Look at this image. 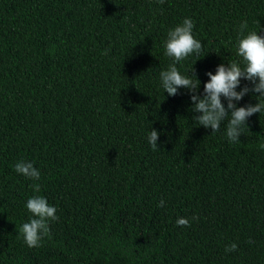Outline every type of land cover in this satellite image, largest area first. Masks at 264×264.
Masks as SVG:
<instances>
[{
    "label": "trees",
    "instance_id": "1",
    "mask_svg": "<svg viewBox=\"0 0 264 264\" xmlns=\"http://www.w3.org/2000/svg\"><path fill=\"white\" fill-rule=\"evenodd\" d=\"M185 18L203 51L176 67L202 93L205 73L241 60L242 22L264 35V0H0V264H264V111L230 143L227 120L211 134L187 90L164 93L167 33ZM34 195L58 219L29 248Z\"/></svg>",
    "mask_w": 264,
    "mask_h": 264
},
{
    "label": "clouds",
    "instance_id": "2",
    "mask_svg": "<svg viewBox=\"0 0 264 264\" xmlns=\"http://www.w3.org/2000/svg\"><path fill=\"white\" fill-rule=\"evenodd\" d=\"M158 2L163 4L165 0H158ZM193 28L194 22L190 18H185L181 24L168 31L165 55L172 60V63L167 70L160 72L161 86L169 97L176 96L178 89L187 90L192 104L190 110L198 113L193 116V119L199 127L211 129V134H213L220 131L221 125L227 120L226 138L230 143H238L243 130L248 129V119L253 114L264 111V100L257 102L254 106L248 104L237 107V102L250 92L264 98V35H258V31H248L245 35L247 21L242 22L239 26L236 44V55L241 60L233 61L227 66L224 64L217 66L215 74L205 73L208 80L203 85V92L200 93V81L196 77L193 66L190 76L182 75L176 67V64L189 56L195 54L198 57L203 51L202 42L192 34ZM241 80L249 82L252 87L247 84L240 87ZM237 88L240 90L237 91ZM221 98L227 102L226 106ZM159 135L155 130H151L148 135V143L156 151L160 150L157 146ZM260 148L264 149V144H261ZM14 169L18 174L30 180H40V171L34 168L30 161H18ZM32 188L34 192L40 191L38 184H33ZM25 207L31 214V218L20 227L18 238H22L27 247L38 248L44 237L50 236L49 224L58 219L57 209L50 206L47 199L40 195L30 197ZM158 207H164L163 200L160 201ZM192 219L195 220L197 217ZM176 225L191 226L186 218L177 219ZM237 248V244L232 243L225 247V252H235Z\"/></svg>",
    "mask_w": 264,
    "mask_h": 264
}]
</instances>
